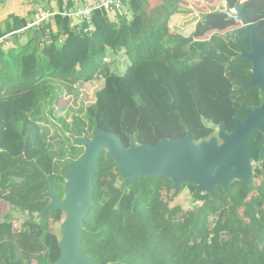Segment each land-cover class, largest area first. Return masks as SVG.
I'll list each match as a JSON object with an SVG mask.
<instances>
[{"label": "trees", "instance_id": "16d2710c", "mask_svg": "<svg viewBox=\"0 0 264 264\" xmlns=\"http://www.w3.org/2000/svg\"><path fill=\"white\" fill-rule=\"evenodd\" d=\"M225 1L233 8L239 0ZM57 2L62 9L64 0ZM247 3L264 17V0ZM194 21L185 0H128L114 12L95 10L93 31L57 15L25 30V44L19 17L0 21V37L11 39L0 47V264L61 258V233L51 220L66 213L37 215L50 203V183L64 196L63 174L85 152L75 139L91 138L99 127L124 147L182 139L187 131L198 142L221 123L229 132L235 116L245 117L244 105H259V88L244 87L252 64L239 58L251 48L250 32L200 40ZM89 82L102 87L86 104ZM67 97L74 101L59 109ZM258 177L253 185L234 181L230 192L217 186L212 196L184 184L174 196L188 188L190 207H170L162 198L173 188L170 178L138 177L124 187L118 165L103 152L82 251L95 264H264V170ZM15 214L27 216L20 227Z\"/></svg>", "mask_w": 264, "mask_h": 264}, {"label": "water", "instance_id": "95a60500", "mask_svg": "<svg viewBox=\"0 0 264 264\" xmlns=\"http://www.w3.org/2000/svg\"><path fill=\"white\" fill-rule=\"evenodd\" d=\"M246 4L247 1L239 0L235 7H227L221 13L241 23L240 27L231 31L232 34L238 35L245 30L250 32L251 49L239 55V58L247 59L252 64L249 81L244 87H257L264 93V36L259 32L262 20L253 22L251 18L256 14V8L253 6L247 11ZM243 109L245 119L235 116L229 132L225 123H221L217 135L198 142L187 131L182 139H162L155 145L137 144L132 140L129 147H124L114 133L100 130L99 127H95L91 138L75 139L76 145L83 146L85 152L71 162L72 171L63 174L66 178L65 197L61 200L50 183L47 190L50 203L37 215L40 219L57 210L66 213L60 226L59 248L62 256L54 264H95L90 255L83 253L82 243L86 230L84 220L94 202V179L103 152L106 159L113 158L118 165L125 179L124 187L134 185L138 177L160 175L173 181L176 193L182 185L189 183L197 185L198 193L211 196L217 186L230 192L236 180L253 185L252 138L259 131L263 133L258 143L260 160L264 159V101L260 107L244 105Z\"/></svg>", "mask_w": 264, "mask_h": 264}, {"label": "rangeland", "instance_id": "374dc122", "mask_svg": "<svg viewBox=\"0 0 264 264\" xmlns=\"http://www.w3.org/2000/svg\"><path fill=\"white\" fill-rule=\"evenodd\" d=\"M196 3L198 5L197 6L198 7L197 12L199 13V17L196 19V21L199 24L201 22H204V23L206 22L207 13L211 12L212 15L214 16V17H211L209 21H207V23H209L208 25L200 24V26L196 27L195 29L189 28V29H191L192 32H194L196 30L195 37L197 39L206 40V39H209L210 37H212V35H214V34H217V33L218 34H225L227 32H231L232 30L240 27V22H238L236 20H232V19L230 20L227 18L226 15H222L220 10H222V9L226 10V8H227L226 7L227 2L225 0H200V1H196ZM221 4H222V6H221ZM195 7H196V5H195ZM217 7H218V10L214 11L215 9H217ZM260 18H262V17L255 15L252 17V20L256 21V20H259ZM191 27H195V26L192 25ZM89 83L87 85L86 84L84 85V88L82 91L84 93L83 99L85 100L86 104H89L94 100L96 92L102 87V85H97L95 83L89 84ZM100 83H101V81H99V84ZM72 101H74L73 97L63 98V100L60 103H58V106H60L59 109L61 108V106L63 107V105L67 106V104L71 103ZM82 101L83 100L81 99V102ZM63 111H64L63 113L65 114L67 112V109H64ZM253 164H254V178L256 180L257 178H259L258 175H260L262 169L256 161H254ZM103 192H105V190H103ZM175 193L176 192H175L174 188H171L169 190L164 189L162 192V198L164 199L165 202L168 203V205L170 207H173L175 205H182L185 208L190 207L191 200H192V194L188 188H185L177 196H174ZM3 212H6V213L8 212V208L6 207V205H3ZM14 217L15 218H13V219L15 220L16 227H20L25 222V219L27 216L25 217V216L20 215V217H19V214H15ZM51 221H52L51 222L52 231H55L56 233H60V226H61V223L64 221V219L57 222V223H55V221H53V220H51Z\"/></svg>", "mask_w": 264, "mask_h": 264}, {"label": "crops", "instance_id": "0c3cea01", "mask_svg": "<svg viewBox=\"0 0 264 264\" xmlns=\"http://www.w3.org/2000/svg\"><path fill=\"white\" fill-rule=\"evenodd\" d=\"M95 1H99V0H85L84 3L95 2ZM185 1H187V6L193 10V14L195 16V21L193 22L192 25L195 27H192V29H195L196 27H199L200 24H202V22L199 24L196 21V19L199 17V13L197 12V8H198L197 6L198 5H197L196 1H200V0H185ZM243 1H247V0H243ZM66 2H67V4L65 3V0H64V4H63L64 7L69 6V5L73 6L74 4H76V2L74 0H66ZM42 5H44L49 10H53V9L63 10V8H64V7L62 9L59 8V4H58L57 0H36L35 3L31 2L30 0H0V21H4L11 14H15L17 17H19V19L21 20L23 25H25V27L18 32L21 34V36H19V39H20L22 44H25L27 42V38L24 34L25 30L33 29V28H36V29L40 28V27H32V26L30 27L29 25L32 24L34 22V20L36 19V15L38 13V10ZM195 5H196V7H195ZM217 10H218V7L214 11H217ZM55 17H52L49 21L53 20ZM211 17H214L212 15V13L211 12L207 13V20L206 21H209ZM71 20L73 21L74 26H79L81 23L80 21H78L76 19H71ZM177 20L178 19H176V21ZM49 21H47V22H49ZM47 22H45V23H47ZM84 23H86V22H84ZM86 25H88V27H89L90 24L87 23ZM78 30H80V28H78ZM194 32H192V33L195 36L196 30ZM0 39H5L6 40L5 42L8 43V45H6V43L0 44V47H9L11 45V39L10 38L0 37Z\"/></svg>", "mask_w": 264, "mask_h": 264}, {"label": "built area", "instance_id": "2783aa9c", "mask_svg": "<svg viewBox=\"0 0 264 264\" xmlns=\"http://www.w3.org/2000/svg\"><path fill=\"white\" fill-rule=\"evenodd\" d=\"M35 3L36 0H30ZM76 4L73 6L69 5L63 8V10H49L44 5H42L38 13L36 15V19L29 26L31 27H41L45 22L49 21L52 17L57 15H62L69 19H76L80 21V25L78 28H82L83 23L86 22L89 25L88 28L85 29V32H90L95 30V26L92 23V15L95 10H102L106 13L114 12L118 9H123L128 0H99L95 2H86L85 0H74ZM65 3L67 4L66 0ZM5 39H0V44H4ZM8 45V43H6Z\"/></svg>", "mask_w": 264, "mask_h": 264}, {"label": "flooded vegetation", "instance_id": "af4514ba", "mask_svg": "<svg viewBox=\"0 0 264 264\" xmlns=\"http://www.w3.org/2000/svg\"><path fill=\"white\" fill-rule=\"evenodd\" d=\"M247 2H248V0H247ZM248 4V3H247ZM247 4H246V10L248 11L251 7H247ZM223 10H225V9H222V10H220L221 12L223 11ZM255 16V15H254ZM252 19V18H251ZM260 20H262V23L259 25V32L264 36V17H262V18H260L259 20H256V21H253V22H257V21H260ZM240 25H241V23H240ZM251 49V48H250ZM252 70V69H251ZM246 99H251L250 97H248V95H246V97H245ZM263 101H264V93H263V91L259 88V105H257V106H261L262 105V103H263ZM257 106H249V107H252V108H255V107H257ZM245 117H246V113H245ZM245 117L243 118V119H245ZM243 119H241V120H243ZM218 133V132H217ZM217 135V134H216ZM256 135H259V139H258V143H259V141L261 140V138H262V136H263V133L262 132H257L254 136H256ZM253 136V137H254ZM252 140H253V138H252ZM258 143H257V148L259 149V158L256 160V162L259 164V166L261 167V169L262 170H264V159L263 160H260V148H259V146H258ZM262 147L264 148V142H263V144H262ZM252 150V149H251ZM252 152V151H251ZM255 160H253V162H254ZM65 197V195L62 197V198H60L61 200L63 199Z\"/></svg>", "mask_w": 264, "mask_h": 264}]
</instances>
